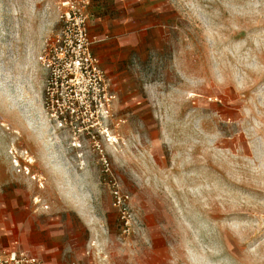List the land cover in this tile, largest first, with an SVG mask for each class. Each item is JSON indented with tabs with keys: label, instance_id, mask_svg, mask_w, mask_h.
I'll list each match as a JSON object with an SVG mask.
<instances>
[{
	"label": "rangeland",
	"instance_id": "374dc122",
	"mask_svg": "<svg viewBox=\"0 0 264 264\" xmlns=\"http://www.w3.org/2000/svg\"><path fill=\"white\" fill-rule=\"evenodd\" d=\"M59 1L0 0V264H264V0H87L89 134L42 103Z\"/></svg>",
	"mask_w": 264,
	"mask_h": 264
},
{
	"label": "built area",
	"instance_id": "2783aa9c",
	"mask_svg": "<svg viewBox=\"0 0 264 264\" xmlns=\"http://www.w3.org/2000/svg\"><path fill=\"white\" fill-rule=\"evenodd\" d=\"M87 4V0L59 1V30L46 44L41 62L46 71L42 103L50 121L61 130L70 128L89 134L98 125L99 113L101 118H108L107 107L113 95L107 92L109 78L92 54L96 41L87 31ZM3 264L39 261L11 253Z\"/></svg>",
	"mask_w": 264,
	"mask_h": 264
},
{
	"label": "bare ground",
	"instance_id": "6f19581e",
	"mask_svg": "<svg viewBox=\"0 0 264 264\" xmlns=\"http://www.w3.org/2000/svg\"><path fill=\"white\" fill-rule=\"evenodd\" d=\"M1 126H4V124H1ZM32 162V161H31ZM82 163V162H81ZM38 202V201H37ZM82 210V209H81ZM89 217V216H88ZM90 218V217H89ZM91 219V218H90Z\"/></svg>",
	"mask_w": 264,
	"mask_h": 264
},
{
	"label": "crops",
	"instance_id": "0c3cea01",
	"mask_svg": "<svg viewBox=\"0 0 264 264\" xmlns=\"http://www.w3.org/2000/svg\"><path fill=\"white\" fill-rule=\"evenodd\" d=\"M100 65V64H99ZM101 68V67H100Z\"/></svg>",
	"mask_w": 264,
	"mask_h": 264
}]
</instances>
